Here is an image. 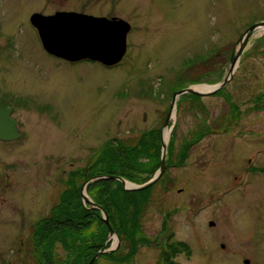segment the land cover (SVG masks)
I'll list each match as a JSON object with an SVG mask.
<instances>
[{"label": "rangeland", "instance_id": "obj_1", "mask_svg": "<svg viewBox=\"0 0 264 264\" xmlns=\"http://www.w3.org/2000/svg\"><path fill=\"white\" fill-rule=\"evenodd\" d=\"M58 11L129 21L122 62H68L45 52L30 16ZM262 21L264 0H1L0 46L7 37L16 40L18 70L16 79L2 76L11 53L0 49V96L6 89L31 92L35 110L33 149L19 157L30 170L17 177L11 195L31 192L34 225L61 200L66 174L79 168L94 174L91 166L108 144L139 140L148 155L159 149L161 159L174 93L226 77L241 35ZM22 70L29 73L21 76ZM168 128L169 168L139 212L136 251L129 239L108 237L106 248L116 247L115 254L96 264H245L247 258L264 264V30L249 41L223 88L177 98ZM12 214L0 208V252L13 247ZM169 236L171 245H163ZM54 248L66 258L61 241ZM33 250L28 263L21 253L15 264H38L35 244Z\"/></svg>", "mask_w": 264, "mask_h": 264}, {"label": "trees", "instance_id": "obj_2", "mask_svg": "<svg viewBox=\"0 0 264 264\" xmlns=\"http://www.w3.org/2000/svg\"><path fill=\"white\" fill-rule=\"evenodd\" d=\"M110 145L108 144V149L101 150L102 156L98 158L93 167L91 166V169L95 168L94 174L85 176L87 168L83 173L82 168L70 173L72 174L71 180L67 179L68 187L59 203L54 206L49 216L37 222L33 232V246L35 244L38 264H87L105 246L110 229L107 224H104L103 213L89 203L83 202L81 190L89 177L117 175L134 183L143 184L150 180L160 167L158 147L154 154L148 155L146 144L139 140L136 144L128 142L121 146L116 145L114 149ZM108 155H111L110 159H106ZM145 155L147 156L144 157ZM77 173L80 175V182L75 184L74 175ZM112 183H117L118 188H112ZM154 184L143 190L132 191L124 189L119 180L98 179L87 186V191L92 194L90 197L107 211L111 224L120 239L122 241L129 239L132 252L136 251L139 243L138 226H136L139 212L150 198ZM94 223L99 226H95ZM57 241H61L64 246L65 259H61L55 251L54 244ZM109 244L110 241L106 246ZM175 244H183V242ZM114 254L115 251L104 255ZM164 255H169V251H164Z\"/></svg>", "mask_w": 264, "mask_h": 264}, {"label": "water", "instance_id": "obj_3", "mask_svg": "<svg viewBox=\"0 0 264 264\" xmlns=\"http://www.w3.org/2000/svg\"><path fill=\"white\" fill-rule=\"evenodd\" d=\"M30 21L36 27L42 45L45 50L59 58L71 62L82 60H91L102 63L105 66H115L122 62L128 51V35L132 29L129 21L120 17H105L85 14L74 11H58L55 14L44 15L35 12L31 15ZM264 30V21L251 25L240 37V44L237 51L233 53L228 68V73L221 81L216 84H204L210 88L202 91L193 86H189L174 93L170 110L167 114L165 123L162 128V156L159 169L154 176L143 184H137L122 176L117 175H99L89 177L82 186V195L84 201L91 203V206L100 209L104 215L110 232L109 240L119 236L113 228L109 215L103 207L93 201L87 194L86 188L90 182L98 179H113L123 183L127 190L137 191L152 186L157 182L167 168L166 155L167 143L165 140V130L169 129V122L175 112L177 98L186 93L196 95H211L223 88L228 81L234 76L239 66L242 52L246 49L249 41L255 36L257 31ZM15 121L10 118L6 109L0 108V139H12ZM120 242V241H119ZM114 248H106V245L99 250L87 264L94 262L103 254L112 252ZM249 258L244 260L245 264H250Z\"/></svg>", "mask_w": 264, "mask_h": 264}, {"label": "flooded vegetation", "instance_id": "obj_4", "mask_svg": "<svg viewBox=\"0 0 264 264\" xmlns=\"http://www.w3.org/2000/svg\"><path fill=\"white\" fill-rule=\"evenodd\" d=\"M34 28L37 31L36 27ZM11 38V36L7 37L4 45L2 47L0 46V49L2 51H9L11 53V51L16 50V45H13V42L16 40H13ZM38 39L43 50H45L39 34ZM45 52L47 51L45 50ZM59 59L65 60L63 58ZM5 60L7 61H4V65L1 68L2 70H4L5 74H2V76L12 77L16 79L17 75L14 74V71H17L18 69L16 61H13L12 53L11 56L9 58H6ZM22 71L25 72H22L21 76L28 72L27 70ZM37 73L39 74V72ZM0 108L8 110L10 118L15 121L14 131L12 133L13 138L9 140L0 139V208H2V210L6 209L8 211H12L15 214L10 215V217H12L15 222L10 224L7 229H9V231L13 229L14 233H16V231L18 230L17 234L8 236L9 245L11 243L10 246L13 245V247L9 251H7L8 248H4L3 250H1L0 262L4 264H15L16 260L14 261V259H16L17 256L22 253L25 255L26 260L28 258V263L34 255L33 232L34 228L37 226V224L36 226L34 225L35 223L32 219V194L31 192H25V190L21 192L19 191V194L17 195H11V193L17 192L16 189L19 186V180L17 181V177L19 175L24 176L25 173L22 174L23 171H25L27 174L28 170H30V165H28L27 160L19 159V157L24 149L27 151L33 149V141L31 139V136L32 118L35 110L32 93L24 92L21 90L16 91L15 89H12L9 92V89H6L0 96ZM5 149L11 151L16 150V152L11 154V152L5 151ZM167 168L169 167L167 166ZM71 175L72 174L67 173L66 178L68 180H71ZM26 176H28V174ZM63 179L60 178L59 180L61 184L65 183ZM74 179L75 184H78L80 182V176L78 173L74 175ZM5 204L7 205V207L4 206ZM2 220L7 221L8 218L2 216ZM1 222L2 221H0V228L2 224H5ZM167 244H171L169 238L163 243V245L165 246H167Z\"/></svg>", "mask_w": 264, "mask_h": 264}, {"label": "bare ground", "instance_id": "obj_5", "mask_svg": "<svg viewBox=\"0 0 264 264\" xmlns=\"http://www.w3.org/2000/svg\"><path fill=\"white\" fill-rule=\"evenodd\" d=\"M196 88H198L199 90H207L210 87L207 86V85H199ZM164 136H165V140H167L169 138V136H170V129L165 130Z\"/></svg>", "mask_w": 264, "mask_h": 264}]
</instances>
